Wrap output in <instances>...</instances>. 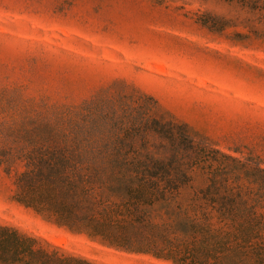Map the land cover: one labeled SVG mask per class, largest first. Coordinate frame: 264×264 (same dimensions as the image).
Here are the masks:
<instances>
[{"label": "trees", "instance_id": "trees-1", "mask_svg": "<svg viewBox=\"0 0 264 264\" xmlns=\"http://www.w3.org/2000/svg\"><path fill=\"white\" fill-rule=\"evenodd\" d=\"M227 1L264 19V0ZM0 167L15 171L17 202L110 247L171 264H264V162L217 147L122 79L79 103L1 92ZM199 173L204 185L180 200ZM0 264L101 263L0 223Z\"/></svg>", "mask_w": 264, "mask_h": 264}, {"label": "rangeland", "instance_id": "rangeland-1", "mask_svg": "<svg viewBox=\"0 0 264 264\" xmlns=\"http://www.w3.org/2000/svg\"><path fill=\"white\" fill-rule=\"evenodd\" d=\"M200 14L231 25L210 31ZM115 79L153 94L217 147L264 162L260 11L227 0H0V93L79 103ZM14 176L0 167V223L101 264H171L46 220L13 198ZM204 183L199 173L180 200Z\"/></svg>", "mask_w": 264, "mask_h": 264}]
</instances>
